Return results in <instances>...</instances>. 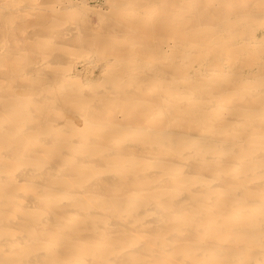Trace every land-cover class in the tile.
I'll list each match as a JSON object with an SVG mask.
<instances>
[{"label":"bare ground","instance_id":"obj_1","mask_svg":"<svg viewBox=\"0 0 264 264\" xmlns=\"http://www.w3.org/2000/svg\"><path fill=\"white\" fill-rule=\"evenodd\" d=\"M0 264H264V0H0Z\"/></svg>","mask_w":264,"mask_h":264},{"label":"rangeland","instance_id":"obj_2","mask_svg":"<svg viewBox=\"0 0 264 264\" xmlns=\"http://www.w3.org/2000/svg\"><path fill=\"white\" fill-rule=\"evenodd\" d=\"M75 1H81V0H75ZM92 1H94V0H92ZM93 4H95V3H93Z\"/></svg>","mask_w":264,"mask_h":264}]
</instances>
